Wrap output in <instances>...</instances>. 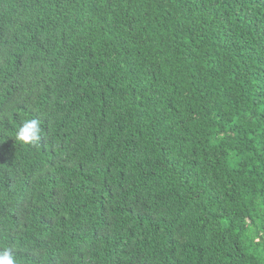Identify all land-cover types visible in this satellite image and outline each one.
I'll list each match as a JSON object with an SVG mask.
<instances>
[{"label": "trees", "instance_id": "trees-1", "mask_svg": "<svg viewBox=\"0 0 264 264\" xmlns=\"http://www.w3.org/2000/svg\"><path fill=\"white\" fill-rule=\"evenodd\" d=\"M5 254L264 264V0H0Z\"/></svg>", "mask_w": 264, "mask_h": 264}, {"label": "clouds", "instance_id": "clouds-1", "mask_svg": "<svg viewBox=\"0 0 264 264\" xmlns=\"http://www.w3.org/2000/svg\"><path fill=\"white\" fill-rule=\"evenodd\" d=\"M40 137L41 127L37 119H26L15 135L17 140L32 144L38 142ZM0 264H14V260L8 254H5L3 259H0Z\"/></svg>", "mask_w": 264, "mask_h": 264}]
</instances>
